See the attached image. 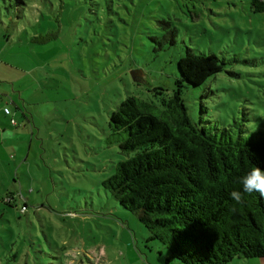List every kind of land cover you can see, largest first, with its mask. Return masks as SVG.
<instances>
[{"label":"rangeland","instance_id":"rangeland-1","mask_svg":"<svg viewBox=\"0 0 264 264\" xmlns=\"http://www.w3.org/2000/svg\"><path fill=\"white\" fill-rule=\"evenodd\" d=\"M187 48L224 61L184 88L191 119L263 129L264 12L250 0H0V264H184L102 182L127 157L110 113L130 95L159 114L154 87L172 93Z\"/></svg>","mask_w":264,"mask_h":264},{"label":"trees","instance_id":"trees-1","mask_svg":"<svg viewBox=\"0 0 264 264\" xmlns=\"http://www.w3.org/2000/svg\"><path fill=\"white\" fill-rule=\"evenodd\" d=\"M250 7L264 12V0H250ZM174 34L167 30L170 43ZM223 65L213 53L187 48L176 62L172 93L154 87L161 95L159 114L150 111L152 102L129 95L109 116L111 134L127 157L102 184L137 212L148 239L168 246L167 260L226 264L235 257H264V196L244 192L241 183L253 166L264 169V128L236 119L221 127L202 116L195 122L182 98L184 88L205 85Z\"/></svg>","mask_w":264,"mask_h":264},{"label":"clouds","instance_id":"clouds-1","mask_svg":"<svg viewBox=\"0 0 264 264\" xmlns=\"http://www.w3.org/2000/svg\"><path fill=\"white\" fill-rule=\"evenodd\" d=\"M48 109H51V105L45 106ZM6 111H8L6 109ZM11 136V133L8 134ZM241 183L243 185V191L251 194L253 192L259 193L261 196H264V169L259 166H253L252 169L246 173L244 177L241 178ZM232 198L237 202H240L241 195L239 192L231 193Z\"/></svg>","mask_w":264,"mask_h":264},{"label":"crops","instance_id":"crops-1","mask_svg":"<svg viewBox=\"0 0 264 264\" xmlns=\"http://www.w3.org/2000/svg\"><path fill=\"white\" fill-rule=\"evenodd\" d=\"M6 94L0 92V100L2 101L0 104V134L1 133H6L7 131V123H5V118H9L10 119V110L9 113H4L3 108L7 107L9 109V107L7 106V100H6ZM13 125L17 126L18 122L13 118ZM11 123V122H10ZM13 132V131H12ZM13 134L15 135V133L13 132Z\"/></svg>","mask_w":264,"mask_h":264},{"label":"built area","instance_id":"built-area-1","mask_svg":"<svg viewBox=\"0 0 264 264\" xmlns=\"http://www.w3.org/2000/svg\"><path fill=\"white\" fill-rule=\"evenodd\" d=\"M6 109H7L8 111H6ZM3 111H4V113H9V109H8L7 107H4V108H3ZM12 122H14V121L12 120Z\"/></svg>","mask_w":264,"mask_h":264},{"label":"water","instance_id":"water-1","mask_svg":"<svg viewBox=\"0 0 264 264\" xmlns=\"http://www.w3.org/2000/svg\"><path fill=\"white\" fill-rule=\"evenodd\" d=\"M133 76L135 77L134 71H133Z\"/></svg>","mask_w":264,"mask_h":264}]
</instances>
